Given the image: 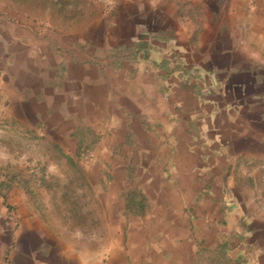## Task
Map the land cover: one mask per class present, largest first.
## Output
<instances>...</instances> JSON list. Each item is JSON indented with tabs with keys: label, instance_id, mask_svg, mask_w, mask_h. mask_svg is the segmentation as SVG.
Masks as SVG:
<instances>
[{
	"label": "crops",
	"instance_id": "obj_1",
	"mask_svg": "<svg viewBox=\"0 0 264 264\" xmlns=\"http://www.w3.org/2000/svg\"><path fill=\"white\" fill-rule=\"evenodd\" d=\"M101 1L114 8L63 19L33 46L25 30L0 32L22 40L9 60L38 79L27 90L41 104L40 126L71 154L91 202L72 228L87 233L86 245L72 255L85 264H264L219 134L235 114H223L210 70L186 63L188 30L148 27V0Z\"/></svg>",
	"mask_w": 264,
	"mask_h": 264
},
{
	"label": "rangeland",
	"instance_id": "obj_2",
	"mask_svg": "<svg viewBox=\"0 0 264 264\" xmlns=\"http://www.w3.org/2000/svg\"><path fill=\"white\" fill-rule=\"evenodd\" d=\"M148 1V16L141 18L150 28L188 30L189 37L180 41L186 63L210 70L219 81L221 95L215 98L223 114H235L219 132L227 144V175L234 197L253 218L255 239L262 243L264 0ZM112 5L101 0H0V32L6 38L8 26L25 30L33 46L57 33L63 19L70 21L90 8L106 12ZM4 38L0 37V264H85L71 249L86 245L87 233L72 228L85 218L77 213L85 214L91 203L79 189L80 169L70 153L57 148L60 139L53 130L40 126L41 104L30 101L27 90L36 88L38 79L20 62L9 60L7 48L23 52L22 40Z\"/></svg>",
	"mask_w": 264,
	"mask_h": 264
}]
</instances>
